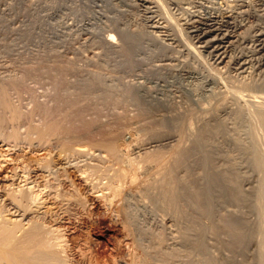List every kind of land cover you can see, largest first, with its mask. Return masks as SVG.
Wrapping results in <instances>:
<instances>
[{
    "label": "rangeland",
    "instance_id": "1",
    "mask_svg": "<svg viewBox=\"0 0 264 264\" xmlns=\"http://www.w3.org/2000/svg\"><path fill=\"white\" fill-rule=\"evenodd\" d=\"M149 1L0 0V201L52 263L264 264V0Z\"/></svg>",
    "mask_w": 264,
    "mask_h": 264
},
{
    "label": "bare ground",
    "instance_id": "2",
    "mask_svg": "<svg viewBox=\"0 0 264 264\" xmlns=\"http://www.w3.org/2000/svg\"><path fill=\"white\" fill-rule=\"evenodd\" d=\"M143 1H145L146 4H151L152 3V1H149V0H143ZM157 7H159V6H157ZM229 19H230V16H227L226 14H225V16H222V17L221 16L220 17L209 16V18L206 21H204V22H202V21L199 22V21H196L195 20V22L191 26H189V29H188V30H190L188 32V34L194 38L196 44L199 45L198 48L201 49V50H203L204 52H207L206 54H209V55L212 54L215 57L216 62L217 63L219 62V64L224 63L225 58H227V55L232 52V50H233L232 48L235 46V44L238 43V39H239L238 36L236 35L237 32L236 33L231 32L230 34H223V32H224L223 29H224V27H227V26H225V24H227L229 22ZM263 37H264V34L262 33V34H260L258 36V39H257L258 40L257 42L259 43V45L257 44L256 47H259L260 48L259 51H263L264 50V39H262ZM109 39H110V41L113 42L114 39H115V37L112 35V36H110ZM243 66H244V63H243ZM6 102H7V100H6ZM2 103L3 102H1L0 105H2ZM3 105H5V103ZM214 107H215V105H214ZM3 110H2V112L0 111V126H2L3 123H5L3 121V119H4V117L6 115H4V114H6V112H7L8 109L7 110L3 109ZM14 111H16V107H15V109L11 107L10 108V112H13L14 113ZM16 113L17 112H15V114L12 115V117L10 116L11 117L10 119L11 120H15L17 122V119L20 116H19L18 113L17 114ZM50 113H51V111H50ZM6 118H8V117H5V119ZM45 118L46 117H44V119ZM188 120H189V118H188ZM49 121H51V120H49ZM55 122L53 123V124H55L54 126L58 127L57 122L56 123ZM53 124H50L49 123L48 124V130L47 129L46 130L47 131H55V130H50V127ZM59 128L60 127H58V129ZM51 129H56V128H54V127L52 128L51 127ZM7 137H9V136H7ZM14 137L16 138L17 136H14ZM14 137H13V135H11L8 139H13V141H15L16 139L17 140H20L19 137H17L14 140ZM30 180L31 179L28 177V179L24 181V183H26L24 186L30 185L28 187V189L30 191L31 190L33 191V190H35L37 188V186L36 185H33L35 183V181L30 182ZM27 190H25V192H23V191L20 190L23 193H21L22 195L20 196V199H16L14 203H10V204L7 205V204H5L6 202L3 203L2 200L0 201V264H57L56 262L54 263V260L55 261H56V259L57 260H60V258L59 257H58L59 259L58 258H55V255H57L56 254L57 253L56 251H55L56 253L53 251L54 254L51 252V250L49 251V249H52V247H50L48 244H46V246L44 245L47 241L45 242L43 239H46L47 236H45V238H43L42 226L41 225L38 226L39 224L38 225L34 224L37 227L33 226L34 228H32V226H31L29 232H27V230L24 231V233H25L24 235L25 236L22 235L23 238L21 236H20V238H18L19 236L17 237V232H21L24 229L23 226H22L23 218L26 215L27 208L28 207L30 208V206H31V205L30 206H27V208L25 210V206L23 205L24 203H27L26 201L27 200L29 201V197H31V196H29V193L30 192H28ZM38 193H39V191H38ZM13 198H14V196H13ZM15 198H18V197L15 196ZM36 198H38V197H36ZM22 207H24V211H25L24 214H22V212H21L22 211ZM29 208H28V210H29ZM15 217H20L22 220H19V221L17 219L16 220H13ZM47 243H49V242H47ZM54 248H53V250H54ZM51 258H55L54 260H52L53 263L50 261Z\"/></svg>",
    "mask_w": 264,
    "mask_h": 264
}]
</instances>
